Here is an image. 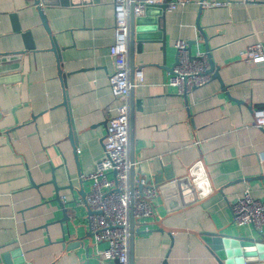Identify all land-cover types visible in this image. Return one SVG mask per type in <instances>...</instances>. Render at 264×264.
<instances>
[{
	"label": "crops",
	"instance_id": "1",
	"mask_svg": "<svg viewBox=\"0 0 264 264\" xmlns=\"http://www.w3.org/2000/svg\"><path fill=\"white\" fill-rule=\"evenodd\" d=\"M113 5L44 0L46 30L34 0H0V57L9 55L0 58V264L13 250L20 251L9 257L16 264H112L101 254L107 244L87 235L77 189L82 183L89 190L79 175L102 158L106 109L117 104L108 81ZM146 16L158 20L165 41H142L134 52V68L143 72V84L132 90L134 160L151 183L158 174L164 182L188 176L194 184L200 175L206 183L194 195L183 188L172 199L160 193L152 200L154 215L134 225L133 264H224L202 235L264 239V229L238 225L231 214L246 189L264 200V131L253 125V110L264 107V62L240 56L264 46V0H189ZM177 40L192 55L207 53L218 75L187 96L167 83ZM56 193L61 203L76 200L70 220L60 222Z\"/></svg>",
	"mask_w": 264,
	"mask_h": 264
},
{
	"label": "built area",
	"instance_id": "2",
	"mask_svg": "<svg viewBox=\"0 0 264 264\" xmlns=\"http://www.w3.org/2000/svg\"><path fill=\"white\" fill-rule=\"evenodd\" d=\"M189 0H114V40L109 47L114 70L109 76V89L117 104L106 109V135L103 156L92 172L80 174L89 180V190L82 200L87 208V231L94 242H105L102 257L112 264H129L130 219L138 225L154 215L152 200L159 187L140 173L141 161L129 157L130 91L143 84L141 68L130 74L129 17L143 15L146 8L165 4L166 10L183 7ZM202 7L220 2L198 1ZM176 60L168 84L178 95L187 96L212 79L207 53L192 55L185 40L175 41ZM250 62H264V46L255 43L240 53ZM253 125L264 131V107L253 110ZM133 171V175H131ZM232 221L249 224L257 232L264 229V200L254 198L248 189L231 203ZM147 229V227L145 228Z\"/></svg>",
	"mask_w": 264,
	"mask_h": 264
},
{
	"label": "water",
	"instance_id": "3",
	"mask_svg": "<svg viewBox=\"0 0 264 264\" xmlns=\"http://www.w3.org/2000/svg\"><path fill=\"white\" fill-rule=\"evenodd\" d=\"M34 4L38 7V10L40 11V18L43 21V24L48 30L47 23L45 21V16L43 15V11L41 10V7L39 4L44 5V0H34ZM150 9H156L157 16L161 14L162 11L165 10V4L155 5V6H149L145 9L143 15L140 16H134L132 13H130L129 17V62H130V74L133 73L134 70V52L135 50L140 51L141 42L148 40V39H154V38H161L162 44H164V36H162L164 30L163 28L160 29L158 26V20L153 19L152 21L148 19L146 16L148 11ZM137 41V43H135ZM25 48H32V44L26 43ZM54 47H52L53 49ZM22 51H17L16 53H13L17 58L21 55ZM7 56V57H5ZM9 55L5 54L2 55L0 58H8ZM2 60V59H0ZM209 65L210 69L209 71L213 72L214 69V63L209 59ZM1 67V64H0ZM173 67V65H172ZM172 67L170 68L172 72ZM0 72H2V67L0 68ZM1 74V73H0ZM217 73L212 74V77L216 76ZM218 77V75L216 76ZM132 90L130 91V132H129V157L131 160H134L133 152H132V137H131V126H132V115H133V105H132ZM65 104V103H63ZM68 139L71 141H74V134L73 132H69ZM167 171V170H166ZM193 169L190 170V174L192 173ZM131 175H133V171H131ZM167 181L164 182V179L159 176L155 177V184L159 187V192L162 194L165 198H171L176 197L177 194H181L182 190L184 188L188 189L191 194L194 195L195 189H198L200 185L206 183V181L200 175H196L195 180H193L194 184H191L189 182L188 176L178 177L174 179L172 175H167ZM147 180L150 181V177L147 176ZM202 192L204 191L201 189ZM208 190V189H207ZM77 194L84 199L86 195V191L84 190V187L82 183H79V187L77 189ZM203 193L200 195L202 196ZM59 202L58 193H56V198ZM76 200L71 198L68 201L65 202H59V206L62 209L63 218L60 220H70L69 211L70 208L68 205H71V203H75ZM139 230L135 229L134 223L132 218L130 219V240H129V264H133V240H134V234L138 233ZM87 235H90V233L87 231ZM202 240L210 247V249L216 254L218 259L222 261L224 264H244L250 261L254 260H264V237L261 239L256 238H248V237H238V236H231L227 234H222L219 232H214L210 234H204L201 236ZM19 250H13L11 253H7V255L3 256V261L5 264H16V262L12 263V261H9V257L11 255H14L12 253H15V255H19ZM260 253V254H259ZM256 254V255H255ZM244 255V256H243Z\"/></svg>",
	"mask_w": 264,
	"mask_h": 264
}]
</instances>
